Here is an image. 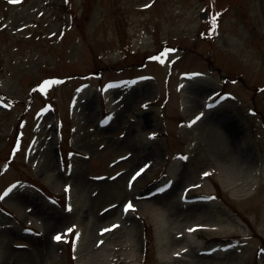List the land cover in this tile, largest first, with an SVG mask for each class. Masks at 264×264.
I'll use <instances>...</instances> for the list:
<instances>
[{"label":"rangeland","instance_id":"obj_1","mask_svg":"<svg viewBox=\"0 0 264 264\" xmlns=\"http://www.w3.org/2000/svg\"><path fill=\"white\" fill-rule=\"evenodd\" d=\"M0 264H264V0H0Z\"/></svg>","mask_w":264,"mask_h":264},{"label":"snow or ice","instance_id":"obj_2","mask_svg":"<svg viewBox=\"0 0 264 264\" xmlns=\"http://www.w3.org/2000/svg\"><path fill=\"white\" fill-rule=\"evenodd\" d=\"M11 2H13V3H15V2H17V0H11ZM128 208H131V205H128ZM127 210V209H126ZM61 236H59V235H57L56 237H55V239L57 240V241H60L61 240Z\"/></svg>","mask_w":264,"mask_h":264},{"label":"trees","instance_id":"obj_3","mask_svg":"<svg viewBox=\"0 0 264 264\" xmlns=\"http://www.w3.org/2000/svg\"><path fill=\"white\" fill-rule=\"evenodd\" d=\"M103 115V114H102ZM104 116V115H103Z\"/></svg>","mask_w":264,"mask_h":264}]
</instances>
